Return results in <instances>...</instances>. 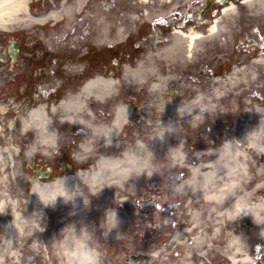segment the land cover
Segmentation results:
<instances>
[{"label":"bare ground","instance_id":"1","mask_svg":"<svg viewBox=\"0 0 264 264\" xmlns=\"http://www.w3.org/2000/svg\"><path fill=\"white\" fill-rule=\"evenodd\" d=\"M29 2V0H0V30H7L12 25H20L22 21H37L35 17L26 13V5ZM244 2L251 10L253 5L257 4L259 10L264 11V0H257V3L256 0H245ZM89 4H91V10L86 15ZM141 4H143L142 8L137 7L139 3L133 4L132 2L127 5L128 8L131 5L135 6L132 11H130L131 9L128 10L131 14L127 15L126 10H121L122 13L120 8H116L112 13L110 10L95 5L92 0L90 2L89 0H66L60 4L59 11L57 13L51 12L50 16L56 21H69L73 17H82L85 18V23H88L86 18L91 17L94 20L95 30L93 29V32L97 29V40L100 43H109L115 40H124L130 26L149 23L165 13L162 6L149 8L152 4L151 0H141ZM235 15L236 6L233 4L227 6L222 11V17L212 22L213 25L208 30L209 34L203 35L198 32H183L182 30L174 31L173 34L170 33V38L162 46V49H157L156 54L148 53L145 62H141L135 68L126 67L124 69V76L134 84L133 87H142L141 90L139 88L141 103L146 105L149 112H152L156 106L158 110H162L160 113L164 115L168 106L166 85L170 82L167 75L171 74L169 69L171 65L167 62L170 60L171 63L174 61L188 63L201 50V46L205 47L208 39L213 40L218 36L220 37L224 31L222 22ZM51 17H47L46 20L52 19ZM73 32L75 31L73 30ZM73 36L77 38V33L75 32ZM168 45L169 47H167ZM261 62L263 63L264 60ZM241 72L244 73L243 70ZM233 75L232 78L216 81L221 83L223 88L233 86V89H236L242 84L245 87L243 93H247L246 87L249 85L251 87V82L248 81L247 76L243 75L238 78L235 74ZM222 86L216 89L219 96ZM144 87H147L148 91L153 94L154 102H149L151 97L144 96ZM119 90H121L119 80L109 78V76L93 77L75 93L66 95L54 107L45 104L36 106L12 124L10 133L13 137L9 142L7 141V144H3V147L7 149H0L1 170H6L7 165L12 162L15 164V160L21 156L25 142V159L27 162L35 152L45 157L52 150L59 137L55 128L63 126L68 128L79 126L88 129L87 132L82 130L84 135L90 134L88 137L85 136L81 144L85 155L94 150V140L100 143L97 151L107 150V152L104 154L97 153L96 163L87 170L59 177L47 183H40L38 180L34 183L33 181L32 185L33 183L34 185L27 200L8 199L5 195L2 196L0 199V264H17L21 258L22 250H30L34 255L41 253L44 255L42 258L46 261V253L51 251V264H67V259L58 247L57 240L62 238L60 231L65 224L70 220H81L80 208L86 204L87 198L94 197L99 200L98 210L95 213V218L99 220L103 214L102 210L115 207L113 203L111 204L113 188L123 187L125 179L132 177L134 173L144 174L149 170L152 153L146 145L137 143L132 145L133 148H127L126 145L125 147L121 146L120 152L122 153L116 154L118 148V146L115 148L116 138L119 137L121 128L127 130L131 126L126 127L123 123L130 118L131 106L133 105L125 99L121 92L123 90ZM216 90H213V93ZM108 100L116 102L113 121L96 120V115L103 114L102 104ZM187 103L192 104V108L198 105L200 107L207 106V101L201 94L189 97ZM177 107H172L175 114ZM258 112L261 114L260 109ZM251 113L254 112L251 111ZM186 116L188 118L190 113ZM148 119L153 121L151 116H148ZM192 122L189 120L187 124L190 125ZM146 125L149 126L150 124ZM157 125L158 122L153 123L151 137L153 148L160 150L165 147L168 151H172L173 134H165L163 141L153 139L158 134ZM176 125L179 134L182 126L180 123H176ZM150 126L152 127V124ZM225 146H227L226 151ZM225 146L223 145L221 150L214 154V160L210 165L193 167L189 180L179 186L181 196L187 194L191 197L187 208L192 224L199 223L204 213L209 218L215 217L216 211L224 207V211L215 217L217 223L211 234L207 233L208 229L196 233L192 226L181 229L175 234L172 244L182 251L179 264H187L188 257L193 252L212 246L211 243H214L217 238L222 239L223 236L227 239L225 255L228 256L229 264H251L253 260L249 254L245 234L249 229H258L257 238L264 242V206L257 207V205L264 204V199L248 208L244 205L242 211L239 213L237 211L238 204L248 200L246 195L240 193L241 185L251 179L247 169L249 164L247 153L251 151L254 152L253 155L260 153L259 157L261 160L264 159V119L260 118L250 130L244 129L236 142L230 141ZM130 151H138L142 155L143 159L139 164L132 163L129 157ZM222 152L224 159L221 161ZM172 155L177 164H182L180 153H172ZM6 156H11L10 160H6ZM82 160L83 158L79 159L80 162ZM129 169L133 170L125 178V173ZM6 179L1 180L0 187L6 184ZM79 183H85L88 186L86 193L80 192ZM66 187L71 189V193L66 191ZM72 194L78 196L75 202L77 207L75 208L72 204L62 202L60 198L57 199L55 206H43L44 202L53 197L67 199ZM121 205L126 206L127 202H122ZM37 210L43 211L44 224L35 216L34 211ZM7 211L10 213L8 216L6 215ZM73 211L77 212V215L70 216L69 213ZM63 213L69 215L67 219L60 218ZM244 215L245 217H243ZM47 217H49V221ZM246 217L248 221L245 220ZM56 218L61 224L57 231L51 232L48 223ZM226 223L234 225L235 228L232 231H225V226L222 225ZM42 236L48 238L47 251L44 250L45 247L39 239Z\"/></svg>","mask_w":264,"mask_h":264},{"label":"rangeland","instance_id":"2","mask_svg":"<svg viewBox=\"0 0 264 264\" xmlns=\"http://www.w3.org/2000/svg\"><path fill=\"white\" fill-rule=\"evenodd\" d=\"M59 0L54 1L56 9H59L60 4L58 2ZM133 4H138L137 7H141L140 0H133ZM155 0H152V2ZM92 3L95 5H98L105 10H110L112 13L116 10V8H120L121 10H128L132 11L133 8H135L134 5L127 7V5H130L132 1H125V0H92ZM156 3V2H153ZM49 6V8L47 7ZM47 8L46 12L53 8V5L48 2V5L45 6ZM143 7V6H142ZM152 8L158 7V4L151 6ZM149 6V8H151ZM33 9V7H32ZM91 10V4H89V8L86 10L88 15ZM122 12V11H121ZM123 13V12H122ZM130 12L127 13V15ZM243 13L241 10L238 14L239 16ZM36 15V14H35ZM264 15H262L263 17ZM245 17V18H244ZM120 18V16H118ZM244 19H249L248 24H243L242 22H238L235 28L232 29L231 32H228V34H223V38L219 42L213 41L211 43L212 47H221V53L217 55V60L219 61L220 58L223 60L227 59V63L232 61H239L242 60L243 62L241 64H245L244 67H246V73L250 81L248 73H252L253 71V64L250 59V56L248 53H243L241 49H238L237 46H235L234 41L232 39L233 35H242V32L245 30H248L251 28L252 25V15H243ZM85 18L80 17L79 19H76L75 17L69 19V21H63L60 23L61 27H57L55 30V33L53 34L55 38L51 40V42H45L47 46H54V47H61L62 49L65 48L66 53L69 50H73L74 48H77L78 51H76V55L79 56L80 54L84 53L87 55L88 53H93L94 55H97L101 58V55L106 54L111 49H116L117 47L123 45L127 40L128 36H136L137 34H141V32L144 30V25L142 23H139L135 26H130L128 30L127 36H125V40L123 41H112L107 43H100L97 40V29L93 32L94 29V20L91 17H87L86 20L88 23L84 22ZM18 28H24L23 26H12L10 29L15 30ZM47 31L50 29L48 27L45 28ZM75 31L77 33V38L73 36L72 31ZM95 30V29H94ZM74 32V33H75ZM93 34H96L93 36ZM136 37H132L129 39V41H136ZM78 40V46L79 47H73L69 43L70 41H76ZM54 42V43H52ZM83 49H82V48ZM142 45H140V48ZM209 49V47H208ZM234 49V50H233ZM142 49L136 54H132V58L129 62H125V65H129L132 67H135V62L133 61L134 57L138 56L141 53ZM84 55V57H85ZM208 61L205 62L202 58V56H198L197 59H192L189 64L186 62L184 65H180L177 63V66H180L181 68H184V72L180 75V80H182V83L186 82V78L188 76L187 73H193V70H196V73L199 75H204L199 82L201 84L198 86V89L194 90L192 89V86H190L188 94L192 97L194 93H197L198 91L205 94V97H207V101L213 100L212 105L210 106L211 110H208L207 113L204 115L202 112H198L197 116L192 117V123L190 127L187 128L191 131L183 132L182 138L176 136V132L173 135L172 140V152L168 151L165 147V150L161 153L155 155L156 151L151 149V137L153 132V123H156L158 119H154L155 117H158V112L161 110H158L156 106L153 108L152 112H147L148 110L143 107L142 103L140 106L144 110H142V115L138 116L136 113L133 114V118L131 120V129L126 130L124 133V136L130 137L129 140H127L126 145L132 146L133 143H136V139L139 137L144 143L145 140H148V144L150 146H147L148 150L153 153L152 156V165L150 170H153L152 177L150 178H143L142 181L136 182V179L133 178L131 183L125 184L123 188V194L126 195L124 199L127 202L126 210L122 209V211H119V216L124 218L126 220L125 224H122V228H118L119 235H117L116 241H111L108 239H102L100 238V244L103 249H108L109 252H107V255L104 254L103 256V264H126V259L131 254H147V253H153V257L151 260V264H173L180 261V256L182 254L181 249L176 248L174 245H172V242H170V236L171 234H174L176 232V229L180 226L181 222L188 220L187 212L189 211L185 204V199L188 198L187 196H181L176 194L175 188L179 184H183L185 181L189 180L190 178V169L187 168V166L182 165V167L177 166L174 164L173 161L170 159V155L172 153H178L181 151L182 153V159L183 157L187 158V161H190V159L194 158V149L193 148H199L200 149H213L221 150V146L224 142L229 141L233 136L237 135L239 136L242 134L243 130L248 128L254 127L257 123V115L251 113L253 112L254 106V90L257 85V81H254V76L251 81V87L250 85L246 87L248 90L247 93H243L245 90V87L242 85L238 86L235 90H233L232 86H228L227 89L223 88V91H226L225 97L221 100L214 101L212 90L213 86L212 83L213 79H215V76H209L208 70L213 69L216 70V61H210L211 58H214V55L209 54L206 56ZM137 58L141 59L142 62L146 61L147 57H143V55H139ZM131 64V65H130ZM119 68L113 67L109 69L108 71L104 73H109L110 71H116L119 69V74H122V67L121 65H118ZM128 67V66H125ZM192 69V70H191ZM72 68L69 69L68 74L62 77L61 86L58 89V92L60 94L62 93V90L68 85L67 81L71 77ZM182 71V70H181ZM97 72V71H95ZM93 72L91 76L94 77L96 74ZM187 72V73H185ZM195 72V71H194ZM202 73V74H200ZM186 84V83H185ZM258 84H260L258 82ZM123 85L126 86L122 88L123 95L125 94V99L130 102L139 103L141 100V92L140 90L142 87L135 86L130 88L133 85H130L126 82H123ZM204 85H206V89L204 88ZM128 87V88H127ZM140 88V90H139ZM68 93H71L70 90H78L72 89L70 86L68 87ZM145 94L144 96L151 97L149 102H154L153 94L148 91L147 87H144ZM177 94L182 91L186 94V90L184 89V86H180L176 88ZM66 92H63L62 94H65ZM64 96V95H62ZM62 98V97H60ZM112 105L113 103L110 102ZM222 105V106H221ZM140 106H137V112L139 111ZM146 106V105H144ZM113 107V106H112ZM101 109L104 114L96 115V120H107L111 121L109 115H111V106L109 107V104H102ZM152 109V106H151ZM156 113V114H155ZM170 113L173 116V119L175 121L176 115L170 110ZM209 114L210 119H209ZM148 116H151L153 118V121H149ZM107 118V119H106ZM207 120L206 123L201 125L202 120ZM180 121L183 122V119H180ZM107 121V122H108ZM201 122V123H200ZM139 125L137 126V124ZM146 124H152V127L147 125L148 127H151L150 129H143L141 131L136 132V130L143 125V127H146ZM212 126L214 130L211 134L205 133L206 128L208 126ZM137 126V127H136ZM58 127V126H57ZM60 128V127H59ZM59 128H55L56 132L60 136L58 137L55 148H53L49 154L46 155V157H43L42 155H36V163L37 166L44 169L48 165H51L54 169L59 167V153L62 150V146L64 147L65 143H72L73 139L75 138L76 131L74 129H68L66 130ZM69 132V133H66ZM78 136V134H76ZM121 135V134H120ZM145 135L147 138L142 139L141 136ZM88 137L89 134H86ZM10 138V136L8 137ZM181 142V146H178L175 142ZM239 138H236L238 140ZM130 141V143H128ZM97 140H94V145L97 143ZM124 144L120 142V138H116L115 144ZM102 146V145H101ZM118 146V145H117ZM181 147V149H180ZM56 149V151L54 150ZM75 149V148H74ZM24 152V151H22ZM96 152H99L101 154H104L107 152V150L101 151L98 150ZM201 150L196 152L197 155H200ZM79 150L76 154L78 155ZM248 154V161L249 164L247 166L248 172L251 176L250 180L245 181L240 189V193L246 195V197L249 199H254L257 195L258 198L254 199L255 203H252L250 205H254L256 203L261 202L264 199V159L261 160V157L258 155H253L254 152L247 153ZM81 156H84L81 154ZM213 155H211L208 158V161L210 160L212 162ZM197 162V159H196ZM185 164V162H184ZM197 164V163H196ZM210 164V163H209ZM195 164H192L194 166ZM199 166V164H198ZM40 183H43L46 179H36ZM82 187V184L79 186V189ZM82 189V188H81ZM118 195L116 194V191L112 190V203L119 204V199L117 198ZM182 197V198H179ZM246 198V199H247ZM245 199V201H246ZM248 201V200H247ZM246 201V202H247ZM89 202V205H88ZM170 202L172 205L175 203H179L181 206V211L178 212V209L175 208L174 212H171L170 209H166L163 211L166 203ZM245 202V203H246ZM244 203V205H246ZM88 205V208L85 210L84 206L86 207ZM99 200H96L94 197L87 198L86 204L80 208L81 212L80 218L85 223L90 224H98V219L95 218V213L98 210ZM250 205H248L246 208H248ZM178 207V205L176 206ZM124 211H127L124 212ZM104 210H102V213ZM7 216L10 214L9 211L6 212ZM162 214H167L166 219L162 217ZM90 217V221L88 218ZM185 217V219H183ZM245 217V215L243 216ZM203 218H205V222L201 223L206 227L207 233L211 234V231L213 230V226L215 225V222L217 221L215 217L209 218L207 214H203ZM57 219V218H56ZM56 219L50 220L48 223V228L52 230H55L57 228V225L52 226L53 224H56ZM183 219V220H182ZM248 221V218L245 219ZM246 221H244L245 224ZM124 222V221H123ZM177 224V225H176ZM241 224V222H240ZM222 226H225V231L230 230L232 231L235 227L234 225L230 224H223ZM246 226V225H245ZM97 227H100L97 225ZM53 228V229H52ZM205 229V228H203ZM202 229V230H203ZM225 233V232H224ZM258 229H249L248 232L245 234L246 237V243L249 245L250 253L254 252L256 250V247H258V251L260 254L259 261L256 260V255L252 254V260L254 264H264V242H261L258 237ZM44 241L46 242L47 239L45 237ZM212 246L205 247V253L203 256L210 260V262H207L204 260L205 264H228L227 259H225V250L227 247V239L225 236L222 237V239L215 240L214 243H211ZM44 245V243H43ZM45 245H48V243H45ZM201 249V250H203ZM201 250H197L196 252H193V257L190 259L192 261V264H199L200 260H203V258L197 254V252H201ZM41 253L36 256L34 253L30 250L27 251H21V259L18 260L19 264H51L52 259V252L48 251L46 253V259H43L41 257ZM20 261V262H19ZM17 263V264H18Z\"/></svg>","mask_w":264,"mask_h":264},{"label":"flooded vegetation","instance_id":"3","mask_svg":"<svg viewBox=\"0 0 264 264\" xmlns=\"http://www.w3.org/2000/svg\"><path fill=\"white\" fill-rule=\"evenodd\" d=\"M172 5L175 10L172 22L184 29L190 25L203 24L206 19L219 12L224 6L220 4V0H172ZM46 27L50 29L47 31ZM253 27L255 29L253 54L257 61L261 62L264 60V40L262 42L264 19L256 17ZM165 28L162 25L163 35L159 41L161 48L170 38V31ZM54 33L52 23L40 27L30 25L26 29L13 30L8 33L0 32V128L5 122H10L20 116L21 112H27L36 103L49 101V89H54V97L57 98L58 89L61 86L59 81L61 82L62 77L68 73L70 68H72L70 72L72 78L76 77L78 82L83 80L85 73L89 71L79 64L81 54L76 55L77 48L66 53L65 48L46 45V41L51 42L55 38ZM139 44V41L127 42L126 52L139 50ZM71 46L78 47V44L74 43ZM105 58L107 60L106 56ZM259 70L263 71V68L260 67ZM261 81L264 82V78H261ZM76 84L72 83V85ZM262 91L259 92L260 98H262ZM19 163L13 164L12 162L7 165L6 170L0 169V183L7 177L6 184L0 187V199L3 195L8 199L29 196L28 183L25 182L21 188ZM35 166V161H33L31 167L33 171H35ZM25 170H30V168H25Z\"/></svg>","mask_w":264,"mask_h":264},{"label":"clouds","instance_id":"4","mask_svg":"<svg viewBox=\"0 0 264 264\" xmlns=\"http://www.w3.org/2000/svg\"><path fill=\"white\" fill-rule=\"evenodd\" d=\"M192 104L180 103L176 109V115L180 119L184 118L185 115L191 113ZM211 110L210 106H202L201 112ZM158 134L153 139L163 141L165 134H175L177 130L176 122L169 121L163 123L161 119L158 121ZM227 146H225V151ZM130 160L133 164H139L143 159L142 155L138 151H130ZM224 159V153H221L220 160ZM133 169H129L125 173V178L131 173ZM66 191L71 193V189L66 187ZM78 196L72 194L70 198L53 197L48 201L44 202V207L55 206L58 198L66 204H72L76 207V198ZM82 201V199H81ZM83 203V201H82ZM89 205V202H88ZM88 205L84 209L88 208ZM264 206L257 205V207ZM244 209V203L241 201L237 206L238 213ZM35 216L38 220L44 224V214L42 210L34 211ZM70 216L77 215V212L73 211L69 213ZM119 218L115 208H107L104 210L98 224L85 223L83 220H70L60 231L62 238L57 240L58 247L61 249L63 255L67 259V264H103V252L101 250L100 238H107L109 234L118 228ZM99 225L100 227H97Z\"/></svg>","mask_w":264,"mask_h":264},{"label":"water","instance_id":"5","mask_svg":"<svg viewBox=\"0 0 264 264\" xmlns=\"http://www.w3.org/2000/svg\"><path fill=\"white\" fill-rule=\"evenodd\" d=\"M142 257H131L130 258V264H140L142 262Z\"/></svg>","mask_w":264,"mask_h":264}]
</instances>
